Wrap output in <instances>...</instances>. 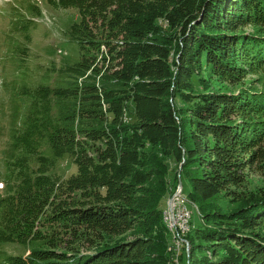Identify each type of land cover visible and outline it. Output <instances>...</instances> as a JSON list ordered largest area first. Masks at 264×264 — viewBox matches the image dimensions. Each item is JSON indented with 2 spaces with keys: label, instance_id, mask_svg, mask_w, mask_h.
<instances>
[{
  "label": "trees",
  "instance_id": "1",
  "mask_svg": "<svg viewBox=\"0 0 264 264\" xmlns=\"http://www.w3.org/2000/svg\"><path fill=\"white\" fill-rule=\"evenodd\" d=\"M47 3L78 11L81 59L10 98L0 256L28 255L0 264H163L167 191L145 188L159 154L184 162L189 264H264V188L244 190L264 176V0Z\"/></svg>",
  "mask_w": 264,
  "mask_h": 264
},
{
  "label": "rangeland",
  "instance_id": "2",
  "mask_svg": "<svg viewBox=\"0 0 264 264\" xmlns=\"http://www.w3.org/2000/svg\"><path fill=\"white\" fill-rule=\"evenodd\" d=\"M77 22H79L77 10H57L49 6L47 0H0V170L3 174L5 173L2 162L3 152L6 150L12 114L10 98L22 84L28 87L41 84L55 86L56 77L51 75L49 80L45 76L52 65L60 68L73 66L80 61L82 51L79 45L71 41L68 36L71 26ZM26 36H29V40ZM18 48L28 49H24V53L20 54ZM249 79L250 83L262 85L261 82H257L258 76H250ZM154 162L155 168L151 170L153 177L149 179L145 188L150 191L159 185L158 187L161 186L162 190L167 191L162 210V218H165L177 190L181 191L185 198L182 168L184 162L179 163L174 158L161 154ZM74 171L75 167L71 159L65 157L57 160L56 167L51 172L64 178ZM260 173L259 170L252 173L244 190L252 192L264 188V176ZM157 174L161 175V178H158ZM3 190L4 183L0 181V193ZM221 198L217 203L220 208L223 207L222 209L228 212L236 209L237 199L234 196ZM174 203L178 205V201ZM185 204L190 208L188 200ZM189 224L191 225L190 220L187 221V227H184L183 233L179 231L175 236L170 235L164 243L158 244L161 247L158 246L155 250V257L160 262L163 264L190 263L191 245L188 235L191 227ZM2 249L5 255L0 256V263L6 256L28 255L26 248L19 244H6Z\"/></svg>",
  "mask_w": 264,
  "mask_h": 264
},
{
  "label": "built area",
  "instance_id": "3",
  "mask_svg": "<svg viewBox=\"0 0 264 264\" xmlns=\"http://www.w3.org/2000/svg\"><path fill=\"white\" fill-rule=\"evenodd\" d=\"M174 201H178V205H176ZM186 201L187 200L182 196V192L177 190L176 194L172 198V208H170V211L168 212L167 220L175 224V231H177V233L179 225H185V223L190 220V216L192 214L188 205L186 206L185 204Z\"/></svg>",
  "mask_w": 264,
  "mask_h": 264
},
{
  "label": "bare ground",
  "instance_id": "4",
  "mask_svg": "<svg viewBox=\"0 0 264 264\" xmlns=\"http://www.w3.org/2000/svg\"><path fill=\"white\" fill-rule=\"evenodd\" d=\"M184 198V197H183ZM185 198H186V196H185ZM184 198V199H185ZM187 199V198H186ZM170 208H172V200H171V205H170ZM167 209V208H166ZM192 215L193 214H191V216H190V221H191V219H192ZM164 218V217H163ZM168 212L166 213V216H165V218H164V223L166 224V226H167V229H168V231L171 233V235H173V236H175V234H177V231H175V224L173 223V222H169L168 220ZM190 225V224H189ZM186 226V223H185V225H179V228H178V232L179 231H183V229H184V227ZM187 227V226H186ZM190 229V228H189ZM187 232V231H186ZM183 233V232H182ZM188 233V232H187ZM185 235V234H184ZM181 236H183V235H181ZM173 239V238H172ZM183 242V241H182ZM186 245V244H185ZM190 249V248H189ZM188 250V249H187Z\"/></svg>",
  "mask_w": 264,
  "mask_h": 264
}]
</instances>
